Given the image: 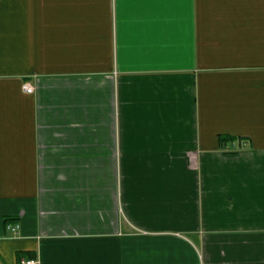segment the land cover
<instances>
[{"label":"crops","instance_id":"0c3cea01","mask_svg":"<svg viewBox=\"0 0 264 264\" xmlns=\"http://www.w3.org/2000/svg\"><path fill=\"white\" fill-rule=\"evenodd\" d=\"M26 257L264 264V0H0V264Z\"/></svg>","mask_w":264,"mask_h":264},{"label":"built area","instance_id":"2783aa9c","mask_svg":"<svg viewBox=\"0 0 264 264\" xmlns=\"http://www.w3.org/2000/svg\"><path fill=\"white\" fill-rule=\"evenodd\" d=\"M22 87L26 92H33L34 91V87L29 83H24L22 85ZM6 227L8 229H11L14 232H16L18 225L17 224H15V225L7 224ZM21 264H40V261L34 257H26V258L21 259Z\"/></svg>","mask_w":264,"mask_h":264}]
</instances>
